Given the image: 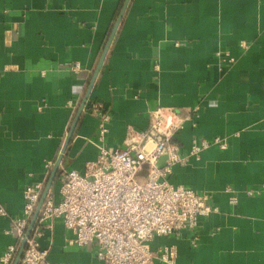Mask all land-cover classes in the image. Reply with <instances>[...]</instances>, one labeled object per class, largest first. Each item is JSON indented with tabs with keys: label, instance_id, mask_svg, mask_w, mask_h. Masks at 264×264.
Instances as JSON below:
<instances>
[{
	"label": "crops",
	"instance_id": "1",
	"mask_svg": "<svg viewBox=\"0 0 264 264\" xmlns=\"http://www.w3.org/2000/svg\"><path fill=\"white\" fill-rule=\"evenodd\" d=\"M125 1L0 0V203L8 212L0 214V256L18 242L13 219L30 174L46 186V162L54 161L51 173L71 129L50 190L58 192L62 169L97 158L98 118L88 104L99 100L111 115V148L124 146L129 128L147 130L158 109L166 126L189 114L175 134L184 152L195 137L227 140L170 176L210 192L219 211L200 219L196 244L184 230L155 237L153 251L175 246V264H264V0H128L76 119ZM76 61L83 69H68ZM73 236L61 219L47 220L39 242L50 261L105 264L91 245H68Z\"/></svg>",
	"mask_w": 264,
	"mask_h": 264
},
{
	"label": "built area",
	"instance_id": "2",
	"mask_svg": "<svg viewBox=\"0 0 264 264\" xmlns=\"http://www.w3.org/2000/svg\"><path fill=\"white\" fill-rule=\"evenodd\" d=\"M242 45L247 47L244 42ZM216 56L220 61L233 62L228 52L218 51ZM68 69L77 72L83 67L76 61ZM69 106L75 110L74 101H69ZM88 108L98 118L94 143L99 154L95 160L86 162L82 170L62 169L58 192H48L19 264H70L50 261L49 250L39 242L42 225L56 219H61L74 233L68 245H91L105 264H175L178 256L175 246L166 245L153 251L151 241L157 236L179 235L189 230L191 241L196 244L200 219L219 208L210 192L173 184L170 176L176 165L185 164L190 157L199 158L204 149L226 148L227 140L219 135L195 137L184 152L175 134L189 114L181 117L177 112L178 121L166 126L165 115L158 109L147 130L129 128L124 146L111 148L106 145L110 113L99 100L91 101ZM160 158L164 159L162 163ZM53 165V160L46 162L47 175ZM32 177L30 174L23 189L22 214L13 219L18 242L8 246L0 256V264H13L39 205L46 179ZM228 191L232 192L231 188ZM260 191L250 189L247 193ZM229 200L235 203L237 196L233 194ZM0 214H8L1 203Z\"/></svg>",
	"mask_w": 264,
	"mask_h": 264
},
{
	"label": "water",
	"instance_id": "3",
	"mask_svg": "<svg viewBox=\"0 0 264 264\" xmlns=\"http://www.w3.org/2000/svg\"><path fill=\"white\" fill-rule=\"evenodd\" d=\"M127 4H128V0H126L124 5H123V8H122V10H121V12L119 14V17H118V19H117V21H116V23H115V25L113 27L112 32H111L110 38L108 39L107 44H106V46L104 48V51H103V53H102V55H101V57L99 59L98 65H97V67L95 69V72H94V75H93V79H92V81L90 83V86H89V89H88V91H87V93H86V95H85V97H84V99L82 101V104H81V107H80V110L78 112V115H77L76 119L79 118V116H80V114H81V112H82V110H83V108H84V106H85V104L87 102V99L89 97L90 91H91V89H92V87L94 85V82H95V80H96V78H97V76H98V74H99V72H100V70L102 68L104 60H105L106 55L108 53V50L110 48L111 42H112V40H113V38H114V36L116 34V31H117V29H118V27L120 25V22L122 20V17L124 15L125 10H126ZM73 133H74L73 129H71L70 132L68 133V137H67V139L65 141V144L63 146V149H62V154L59 157V159L57 160V162L55 163V166H54L53 170L51 171V173L49 175V178H48L47 184H46V186L44 188V191L42 193L39 205H38V207H37V209H36V211L34 213L33 218L31 219L30 225H29V227L27 229V232H26V237L23 240V242H22V244H21V246L19 248V251H18V253H17V255H16L15 259H14L13 264H19V262H20V259H21L22 255H23V251H24L25 246H26L27 239L31 235V233H32V231H33V229H34V227L36 225V222H37V219H38L42 204H43L48 192L50 191L51 187L53 186L54 181L56 180L57 174L59 172L60 164H61V161H62V156H63V154H64V152H65V150L67 148L68 143L70 142V139L72 138Z\"/></svg>",
	"mask_w": 264,
	"mask_h": 264
}]
</instances>
